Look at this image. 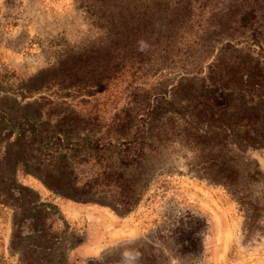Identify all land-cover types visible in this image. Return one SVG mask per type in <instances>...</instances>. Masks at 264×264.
<instances>
[{
    "label": "rangeland",
    "instance_id": "rangeland-1",
    "mask_svg": "<svg viewBox=\"0 0 264 264\" xmlns=\"http://www.w3.org/2000/svg\"><path fill=\"white\" fill-rule=\"evenodd\" d=\"M77 2L0 0V264H264V210L248 227L217 178L224 167L240 173L255 163L264 176V148L237 149L218 129L221 116L168 113L150 125L156 136L126 172L134 177L126 180L135 192L130 206L89 173L96 164H118V156L82 146L62 153L58 138L50 146L33 138L34 123L73 145L130 136L146 101L177 108L179 97H196L211 59L200 58L195 71L170 52L110 50ZM210 24L187 21L180 33L206 39ZM218 41L212 51L234 42ZM257 189L264 193V178ZM41 203L59 214L52 227L60 232L48 248L33 245L45 240L29 231ZM186 209L208 224L197 255L179 254L163 234L170 216Z\"/></svg>",
    "mask_w": 264,
    "mask_h": 264
},
{
    "label": "trees",
    "instance_id": "trees-1",
    "mask_svg": "<svg viewBox=\"0 0 264 264\" xmlns=\"http://www.w3.org/2000/svg\"><path fill=\"white\" fill-rule=\"evenodd\" d=\"M76 7H82L91 16L92 23L102 29L110 50L132 51V55L137 56L149 55L155 49L158 53L170 52L172 56H179L174 63L193 66L195 71L201 68L200 58L210 55L211 59L200 76V92L196 97H179L182 103L177 108L146 101L130 136L104 141L86 138L81 144L73 145L72 141L66 143L59 139L57 131L52 133L44 124L34 123L33 138L39 145L55 144L56 137L59 142L56 147L62 153L82 146L118 156V164H96L89 173L94 175L92 181L98 179L107 186L113 200L126 206L135 200V192L130 194L126 189V180L134 179L132 174L126 177L127 169L139 165L143 159L142 145L149 144L152 136H156L151 133L150 125L168 113L183 116L203 111L210 116H221L218 129L237 149L264 148V0H78ZM248 16L255 23L245 24L243 21ZM187 21L195 23L199 29L211 23L213 30L206 34V39L199 34L197 38L196 35L184 37L180 28ZM226 37L234 42L220 44L212 51L218 40ZM238 42L242 45L235 47L234 43ZM140 58L138 60L142 61ZM197 102L205 106L199 108ZM219 175L217 178L236 199L250 227L264 210V193L257 189L263 173L255 163L240 173L237 166L224 167ZM53 188L62 197H73L65 190ZM56 211L51 203L38 206L31 217L29 231L35 232L45 243L33 245L48 248L57 240L60 231L52 227V222L59 218ZM168 222L163 234L179 254L197 255L202 251L208 229L203 216L186 209L171 215ZM86 264L101 263L89 260Z\"/></svg>",
    "mask_w": 264,
    "mask_h": 264
}]
</instances>
